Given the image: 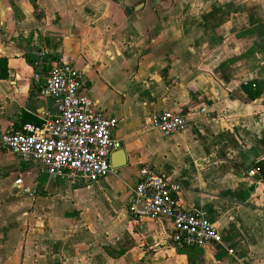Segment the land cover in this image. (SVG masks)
Segmentation results:
<instances>
[{
	"label": "crops",
	"instance_id": "obj_1",
	"mask_svg": "<svg viewBox=\"0 0 264 264\" xmlns=\"http://www.w3.org/2000/svg\"><path fill=\"white\" fill-rule=\"evenodd\" d=\"M41 50L85 72L127 164L80 184L0 151V264H264V174L249 176L264 160V0H0V133L56 114L33 88ZM161 112L184 128L160 133ZM143 167L222 242L182 247L170 219L136 222Z\"/></svg>",
	"mask_w": 264,
	"mask_h": 264
},
{
	"label": "built area",
	"instance_id": "obj_2",
	"mask_svg": "<svg viewBox=\"0 0 264 264\" xmlns=\"http://www.w3.org/2000/svg\"><path fill=\"white\" fill-rule=\"evenodd\" d=\"M33 62V88L38 98L57 100V111L43 124H25L18 130L0 133V151L33 159L52 177L75 183L99 181L112 171L111 157L122 149L116 136L118 120L95 112L96 104L81 90L85 72L73 61L50 58L44 50ZM154 128L164 135L181 131L186 118L179 113L161 112L152 118ZM250 177H260L254 168ZM21 184L22 180H18ZM181 187L153 168L143 167L134 187L129 208L136 222L170 219L172 241L182 247L204 248L222 242L217 226L205 212L185 210L180 203Z\"/></svg>",
	"mask_w": 264,
	"mask_h": 264
},
{
	"label": "water",
	"instance_id": "obj_3",
	"mask_svg": "<svg viewBox=\"0 0 264 264\" xmlns=\"http://www.w3.org/2000/svg\"><path fill=\"white\" fill-rule=\"evenodd\" d=\"M48 102L50 104L53 103L51 99H48ZM126 164H127V159H126V153L124 150H119L113 154L111 158V165L113 169L124 167L126 166Z\"/></svg>",
	"mask_w": 264,
	"mask_h": 264
},
{
	"label": "trees",
	"instance_id": "obj_4",
	"mask_svg": "<svg viewBox=\"0 0 264 264\" xmlns=\"http://www.w3.org/2000/svg\"><path fill=\"white\" fill-rule=\"evenodd\" d=\"M2 64H3L4 69H5V67H6V60H0V68H1V65ZM256 167H258V169H260L261 173L264 174V160L261 161V162H259Z\"/></svg>",
	"mask_w": 264,
	"mask_h": 264
}]
</instances>
